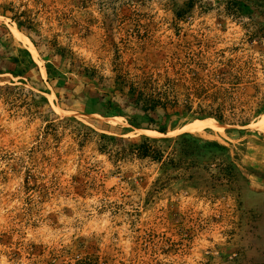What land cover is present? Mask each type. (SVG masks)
Segmentation results:
<instances>
[{"label": "rangeland", "instance_id": "1", "mask_svg": "<svg viewBox=\"0 0 264 264\" xmlns=\"http://www.w3.org/2000/svg\"><path fill=\"white\" fill-rule=\"evenodd\" d=\"M173 2L0 0V69L11 45L39 69L24 81L0 73V85H16L8 99L0 90V264H264V3L248 15L194 0L178 19ZM45 60L63 71L60 86ZM130 86L191 108L169 116L166 135L131 127L126 116L140 109ZM87 97L123 113H84ZM202 109L222 122L195 118ZM197 120L212 127L192 130ZM79 123L131 128L124 137L190 132L226 145L237 170L112 160Z\"/></svg>", "mask_w": 264, "mask_h": 264}, {"label": "trees", "instance_id": "2", "mask_svg": "<svg viewBox=\"0 0 264 264\" xmlns=\"http://www.w3.org/2000/svg\"><path fill=\"white\" fill-rule=\"evenodd\" d=\"M219 1V0H218ZM225 1L226 7H231L235 13L238 14H251L252 5L261 6L264 0H220ZM252 5H251V4ZM194 6V0H174L172 5V12L178 19L184 18ZM17 27L22 30L23 22L15 20ZM264 25V20L260 22ZM7 35L12 38L9 30L3 26ZM1 46V42H0ZM9 55L5 58L10 66L5 70L0 69V73L8 72L12 76L20 77V81L29 80L30 73L38 75V64L33 58L31 52L25 47H16L11 45ZM62 55V54H60ZM45 70L48 81H55L56 86L63 84V71L57 66L53 65L50 61L45 60ZM23 78H25L23 80ZM13 83L12 80H8ZM16 85H0V90L5 94H1L5 99H8L12 89ZM121 89V88H119ZM48 90H40V92H47ZM130 86L128 88V96L132 99L133 103L140 109V113H135L127 117V121L131 127L154 129L159 134L166 135L168 132V119L171 114H176L177 117L185 115L191 108L188 103L170 104V102H162L145 96L138 90ZM35 95V94H33ZM57 95V94H56ZM40 102L44 104L49 111L50 107L47 98L39 94ZM32 107L37 108L40 103L35 100L34 96L31 98ZM174 102V103H175ZM157 108L163 110L162 113L156 114ZM264 110V104L259 111ZM84 113H99L103 116H114L122 114L119 106L109 99L101 100L99 97H87L85 100ZM195 118L204 119L206 117H213L219 122L222 119L219 115L213 112H208L204 109L200 110ZM50 123V122H49ZM173 122L172 125H174ZM80 127L86 130L85 136L92 134L96 138L97 150L100 153L107 154L113 160L125 159L128 156H136L138 158H148L155 162H160L161 168H177L185 163L197 166L199 160L207 161V163L219 161L220 165H225L223 169L230 175L234 176L233 172L237 170L236 166L230 161L229 149L226 145L216 141L204 139L200 136L194 135L190 132H182L175 136L155 137L146 134H140L135 137H124L123 135L130 132L131 128H124V132L119 134L97 132L94 128L79 123ZM155 135V134H153ZM220 157V158H219ZM199 159V160H198ZM221 167V166H220ZM78 264H86V258L76 260Z\"/></svg>", "mask_w": 264, "mask_h": 264}, {"label": "bare ground", "instance_id": "3", "mask_svg": "<svg viewBox=\"0 0 264 264\" xmlns=\"http://www.w3.org/2000/svg\"><path fill=\"white\" fill-rule=\"evenodd\" d=\"M12 31H13V33H14L17 37H19V38L22 37V34H20L16 28H13ZM24 37H25V36H24ZM197 121H198V120H197ZM211 125H212V123H210L209 121H207V120H203V121H198L195 125H192L191 128H192V130H195V131H197V132L200 133V132H203V131H202V127H204V126H211ZM211 127H212V126H211ZM211 127H210V128H211Z\"/></svg>", "mask_w": 264, "mask_h": 264}]
</instances>
